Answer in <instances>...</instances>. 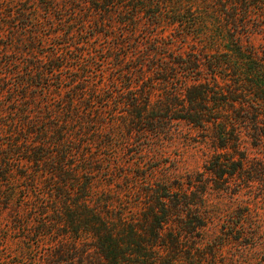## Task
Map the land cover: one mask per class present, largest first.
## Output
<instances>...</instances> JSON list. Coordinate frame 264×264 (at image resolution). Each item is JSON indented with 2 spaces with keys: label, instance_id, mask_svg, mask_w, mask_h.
<instances>
[{
  "label": "trees",
  "instance_id": "16d2710c",
  "mask_svg": "<svg viewBox=\"0 0 264 264\" xmlns=\"http://www.w3.org/2000/svg\"><path fill=\"white\" fill-rule=\"evenodd\" d=\"M58 1L0 0V34L11 33L20 45L18 52L31 56L38 53L35 48L46 20L42 12L57 19L50 27L66 26L53 30L52 34L68 39L62 43H67V48L53 53V60L46 62L51 69L35 59L25 62L26 69L18 68L12 73L20 75L16 84L23 92V99L14 98L11 102L22 107L12 108L9 123L2 121L0 127L26 134L13 141V149L26 146L25 160L32 166L22 173L24 179L29 178L33 186L38 177L44 176L51 189L55 205H43V208L51 209L52 213L43 211L41 214L56 216L52 221L59 225V237H70L71 243L79 244L83 234H89L95 248L112 264H122L120 261L130 255L134 256V264H179L176 254L182 250L184 240L200 236L208 226L210 215L204 203L212 181L228 188L229 150L239 140L234 135V126L245 122L242 125L246 127L251 122L253 128L259 129L264 121V50L244 44V38L253 28L248 21L250 11L264 6V0H231V3L227 0H65L64 4ZM108 22H115L112 29L119 24L133 26L135 32L150 33L143 53L134 56V78L128 75L114 78L116 85L110 87L109 92L98 91L97 84L91 89L74 84L68 89L67 99H62L60 104L57 99L50 100L46 92L51 85L50 78L59 74L69 61L83 62L86 52L82 46L102 36L105 31L101 28H111ZM163 26L179 29L185 37L205 38L200 47L203 50L194 48L189 53L179 50L175 56L170 55V59H163L161 48L170 50L173 46L172 42H163L169 36L160 32ZM207 26H221L226 34L220 39ZM152 29H156L155 33ZM255 29L262 32L264 23ZM139 43L141 41H137V46ZM54 59L62 64L57 65ZM96 60L94 57L85 66H93ZM127 73L131 74V70ZM75 80L83 82L84 78ZM54 81L60 84L55 88L62 90L63 78ZM9 88L13 91L14 87ZM133 89L134 94L128 95ZM34 90V94H26ZM88 90L91 93L86 95ZM118 96H122V100L114 99ZM122 107L128 109L131 120L127 123L131 132L134 128V134L147 133L161 139L171 133L170 126L178 120L205 131L206 138L214 143L205 170L190 174L187 181L151 179L137 185L136 190L147 200L146 205L140 200L144 210L138 218L118 209L121 196L111 197L93 176L104 170L100 157L106 145L98 144V138L94 142L100 147L81 139L87 133L100 134L105 110L116 112ZM92 126L94 128L89 130ZM24 142L27 145H23ZM73 142H81L82 146L70 148ZM76 155L81 156V160L71 161L70 157L77 158ZM6 165L7 162L4 177L13 172V169L7 170ZM2 176L0 187L2 181L8 180ZM133 184L128 183V188ZM121 188L123 190L124 186ZM52 221H44V228L38 224V231L50 230ZM223 233L228 235L227 227ZM48 234L51 232L45 233ZM213 245L211 253L215 264H226L221 257V242L216 239L210 244Z\"/></svg>",
  "mask_w": 264,
  "mask_h": 264
},
{
  "label": "rangeland",
  "instance_id": "374dc122",
  "mask_svg": "<svg viewBox=\"0 0 264 264\" xmlns=\"http://www.w3.org/2000/svg\"><path fill=\"white\" fill-rule=\"evenodd\" d=\"M227 1L231 3V0ZM58 2L64 4L66 1ZM42 16L46 20L42 23L40 42L35 48L38 53L34 54L35 56L18 52L17 48H20V45L8 31L0 34V122L9 123L11 118L9 112L12 108L22 107L11 102L14 98L19 101L23 99L21 97L23 92L19 91L16 84L20 75H12V73L18 68L26 69L25 62H33L35 59H40L38 61L49 70L51 68L48 63L53 60V53H60L63 48H67L68 44L62 45V43L68 39L52 34L53 30L65 29L66 26L61 24L57 28L50 27L57 22V19L44 12ZM248 21L253 28L250 29L252 33L244 38V44L263 51L264 30L258 31L255 26L264 23V6L253 7ZM108 23L111 28H101L105 31L102 36L82 46L86 52L83 62L69 61L59 74L50 78L51 85L46 90L50 100L57 99V104H60L62 99H67L70 94L68 89L74 84L76 87L87 86L89 89L97 84L98 91L109 92L108 89L116 85L114 78L120 79L123 75L134 78V56L143 53L144 42L147 41L150 33L146 30L135 32L133 26H119V24L112 29L115 22ZM208 27L210 26H207V29L214 30L220 39L226 34L225 28L221 26ZM88 30L90 34L94 33L90 27ZM152 31L155 33L156 29ZM160 32L169 35L163 42L173 43L170 50L161 48L160 56H164L163 59L166 57L170 59V55L175 56L179 50L185 53L191 52L194 48L203 50L200 47L201 42L205 43V38L185 37L181 35L179 29L167 26H163ZM137 41H141L138 46ZM90 53L94 55L89 56ZM94 57L97 58L94 65L86 67L87 61L93 60ZM9 61L12 65H5ZM54 61L57 65L62 64L57 59ZM128 69L131 70V74L127 73ZM61 77L63 89L58 90L55 88L58 83L54 80ZM81 77L84 78L83 82L75 80ZM12 85L13 91L9 88ZM35 91H27L26 94H34ZM135 91L133 89L128 95L134 94ZM90 93L91 91L88 90L86 95ZM114 99L122 100V96ZM104 117L100 134L87 133L81 139L90 141L94 147H100L98 144L106 145L101 149L100 157V165L104 170L101 169L93 176L99 180L100 188L108 191L111 197L121 196L118 209L129 211L131 217L138 218L142 215L144 208H141V201L143 205H146L145 201H147L136 190L137 185L151 179L187 181L190 174L194 175L205 170L210 160L214 143L206 138L208 133L186 121H174L170 126L171 133L161 139H154L147 133L134 134V128L131 132L127 123L131 120L127 107L119 108L116 112L107 109ZM242 124L246 123L242 122ZM242 124L239 123L233 129L234 135L238 136L239 140L234 142L229 150L231 167L227 175L228 188L224 189L219 183L212 181L204 203V209H207L210 215L208 226L204 232L201 231V235L198 234L200 236H191L184 240L182 250L176 254L180 259L179 264H215L214 254L211 253L214 245L210 246V244L216 239L223 246L221 257L225 259L226 264H264V135L258 136V133L264 134V121L259 124V129L253 128L251 122L247 123L248 127ZM1 127L0 176L6 162L7 165L9 163L6 169H13V172L5 176L8 180L2 181L0 187V264H100L101 262L112 264L95 248L94 240L89 234H83V241L79 244L71 243L70 237L58 236L59 225L52 221V217L56 218V216L46 214L44 217L41 214L43 211L51 212V209H44L43 205H55L51 198L53 196L51 189L47 186L44 176L38 177L33 186L29 178L24 179L22 173L32 166L25 160L26 146L13 149V141L20 139V135L26 134L14 132L10 127ZM93 128L92 126L89 130ZM96 138L98 144L94 142ZM23 145L27 144L24 142ZM72 146H82V143L73 142L70 148ZM76 156L77 158L73 159L70 157L71 161L81 160V156ZM83 175L85 174L81 176ZM128 183H134L133 187L128 188ZM122 202L125 203L124 206ZM46 220L53 222L49 224L52 225L50 230L38 231V224L43 227V222ZM224 227H227L228 235H224ZM50 232L51 234L45 235ZM120 262L134 264V256L130 255Z\"/></svg>",
  "mask_w": 264,
  "mask_h": 264
}]
</instances>
